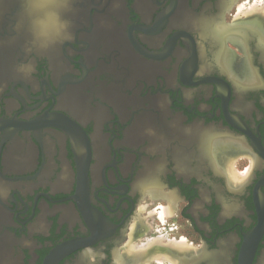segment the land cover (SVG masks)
I'll return each instance as SVG.
<instances>
[{
  "label": "flooded vegetation",
  "instance_id": "flooded-vegetation-1",
  "mask_svg": "<svg viewBox=\"0 0 264 264\" xmlns=\"http://www.w3.org/2000/svg\"><path fill=\"white\" fill-rule=\"evenodd\" d=\"M239 1L0 0V264H125L143 202L179 264H264V30Z\"/></svg>",
  "mask_w": 264,
  "mask_h": 264
},
{
  "label": "bare ground",
  "instance_id": "bare-ground-1",
  "mask_svg": "<svg viewBox=\"0 0 264 264\" xmlns=\"http://www.w3.org/2000/svg\"><path fill=\"white\" fill-rule=\"evenodd\" d=\"M239 12L241 14L244 13L245 16L244 17L238 16L236 19H238L239 21L240 20L248 21L250 24L257 25L261 30H264L263 7H259L258 5H253L245 12H243L242 8H240ZM233 161L234 160L225 161L224 166L229 175L228 176V178H230L229 180L232 183L237 184V182L244 179V177L243 176L241 177L242 174L239 175L237 173V171L233 167V163H234ZM170 211H171L170 207L163 208L162 212L160 213V218L162 220L166 219V217L170 214ZM142 220L143 219L139 220V223L133 226L134 228L130 233L129 241L127 245H125V247L123 248L122 260H124L125 264H150L154 261L158 263H163L165 262V260L170 261L172 264H179L178 259L180 255L188 254L194 251V248L192 246H189L184 239H182L181 242H177L175 240L169 241L165 237H162L148 241L146 240L147 243H142L138 245L137 244L138 240L144 237L145 233H147V231L151 228L149 224L147 223L145 224Z\"/></svg>",
  "mask_w": 264,
  "mask_h": 264
},
{
  "label": "rangeland",
  "instance_id": "rangeland-1",
  "mask_svg": "<svg viewBox=\"0 0 264 264\" xmlns=\"http://www.w3.org/2000/svg\"><path fill=\"white\" fill-rule=\"evenodd\" d=\"M253 5H258L259 7L264 8V0H240L237 3L236 12L234 14L237 17L238 16L244 17L245 16L244 13L241 14L239 12V9L242 8L243 12H245L247 9L251 8V6H253ZM242 176H244V174H242L241 177ZM157 207H158L157 205L156 206L152 205V204H150V202H147V203L143 202L140 204V206H139V218L140 219L139 220L143 219L142 221L145 224L146 223L149 224L151 228L147 231V233H145L144 237H142L140 240H138V242H137L138 245L142 244V243H147L148 240L155 239V237H158V236H160V238H162L163 236L164 237L167 236L168 238L173 237V236L169 235V234H172L169 231V229L175 227V226H173V222L175 223V221H173L169 215L166 217V219L162 220L160 218V213L162 212L163 208L157 209ZM141 209H143L144 211ZM137 219H138V217L134 218L133 222H131L130 233H131L132 229L134 228L133 226H135L137 224ZM150 264H157V263L152 262ZM161 264H170V263L165 261Z\"/></svg>",
  "mask_w": 264,
  "mask_h": 264
}]
</instances>
